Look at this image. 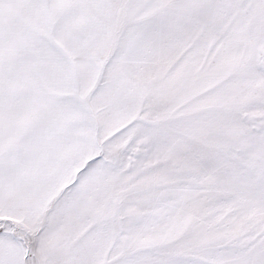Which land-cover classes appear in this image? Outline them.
Masks as SVG:
<instances>
[{
	"label": "snow or ice",
	"instance_id": "6c2138e0",
	"mask_svg": "<svg viewBox=\"0 0 264 264\" xmlns=\"http://www.w3.org/2000/svg\"><path fill=\"white\" fill-rule=\"evenodd\" d=\"M0 264H264V0H0Z\"/></svg>",
	"mask_w": 264,
	"mask_h": 264
}]
</instances>
